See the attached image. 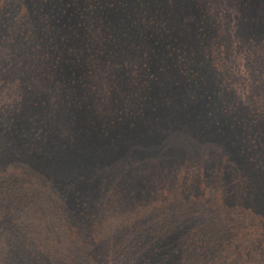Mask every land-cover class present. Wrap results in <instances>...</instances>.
<instances>
[{
    "label": "rangeland",
    "instance_id": "rangeland-1",
    "mask_svg": "<svg viewBox=\"0 0 264 264\" xmlns=\"http://www.w3.org/2000/svg\"><path fill=\"white\" fill-rule=\"evenodd\" d=\"M215 3L0 0V264H37L63 225L81 264H264V26L258 0ZM174 120L196 142L144 173L64 155Z\"/></svg>",
    "mask_w": 264,
    "mask_h": 264
},
{
    "label": "trees",
    "instance_id": "trees-1",
    "mask_svg": "<svg viewBox=\"0 0 264 264\" xmlns=\"http://www.w3.org/2000/svg\"><path fill=\"white\" fill-rule=\"evenodd\" d=\"M37 1H39L40 3L43 0H37ZM209 1L214 2L215 5H217L215 3L217 2V3H221L222 5L224 4L226 6V3L232 0H189V2H193L196 5V7H199V9H203L204 7H207ZM224 14H228V13L227 12L225 13L224 11L222 15ZM256 16L259 19L261 26H264V0H258ZM68 40L70 43L72 39L68 37L66 38L65 42H67ZM51 43L52 41L50 39H47L42 44L43 53L50 54L51 57H53L54 59H59L60 52L57 50H59L61 45L59 46V48L58 46H56L57 47L56 48ZM168 55H170L169 57L172 58L171 54ZM174 56L176 57L180 65L181 64L183 65L189 64L190 66L194 65L193 59L189 58L185 54L174 53ZM183 75L186 83L192 82L190 80L191 79L190 72H184ZM112 106L113 105L109 107ZM103 116L106 117V114L101 113L94 115L96 121L100 120L99 122H101ZM176 121L177 120H174L173 122H168L160 133L157 132L152 135L145 136L144 138H140L136 140L129 139L125 141L123 145L122 144L121 146L118 145L116 148H113L111 146H106L103 148H98L96 146L93 147L90 144H88L90 141L88 140V138H86L82 143V147H81L85 149L83 152L76 153L78 154L76 155L74 151L70 149L67 150V152L64 155L67 156V159H71L74 162H79L82 165L88 164V165L96 166L100 162L106 165V163H109L110 161H117L116 162L118 163L117 165H126V164L131 166L134 165L133 167H135L138 172L144 173L143 172L144 170H151L153 167H158V165L162 164V162H164L165 160H170L169 156L171 154L173 155V154H178L179 152H183L182 151L183 149L179 148L178 145L179 144L177 138L178 136L182 135L180 140L183 139L184 141V139H190V140L192 139L196 142L197 140L196 136H193L192 134L188 133L186 128L179 125ZM179 127L181 128V132L179 130ZM33 138L37 142L40 141V143H44V145L41 144L43 146V151L47 149L46 148L48 145L47 140H42L36 134ZM57 147L58 146H56L55 148ZM56 150L59 156V154H61L60 149H56ZM120 156H124V157L120 158ZM37 160L46 163L45 158L43 157H38ZM9 232L10 231H6L3 234L5 238L0 243V252H3L4 255H10L13 251L12 242L10 243V241L8 240V236H12V232L10 233ZM60 232L62 234L59 235V242L57 244L51 246L50 248L45 247L44 245L37 247L36 249L37 258H38V260L36 261L37 264H81V262H78L76 258L72 257V253L70 251L71 248H69L70 243L68 242V246H65L66 241L64 240L66 239L64 235L67 233V228L64 225L60 227ZM14 240L20 241L22 239L16 237L14 238ZM23 244L24 247L27 246L29 247L30 245V243L28 242H24ZM185 257L186 254L184 253L183 259ZM184 264H187V262H185Z\"/></svg>",
    "mask_w": 264,
    "mask_h": 264
}]
</instances>
